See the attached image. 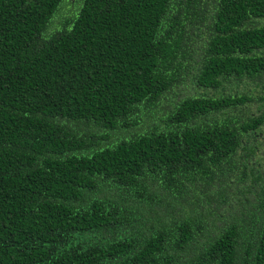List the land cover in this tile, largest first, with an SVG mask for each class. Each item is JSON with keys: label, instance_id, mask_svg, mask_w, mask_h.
Returning a JSON list of instances; mask_svg holds the SVG:
<instances>
[{"label": "trees", "instance_id": "obj_1", "mask_svg": "<svg viewBox=\"0 0 264 264\" xmlns=\"http://www.w3.org/2000/svg\"><path fill=\"white\" fill-rule=\"evenodd\" d=\"M0 0V264H264V0Z\"/></svg>", "mask_w": 264, "mask_h": 264}, {"label": "rangeland", "instance_id": "obj_2", "mask_svg": "<svg viewBox=\"0 0 264 264\" xmlns=\"http://www.w3.org/2000/svg\"><path fill=\"white\" fill-rule=\"evenodd\" d=\"M75 1L76 0H62L60 4L59 14L65 15L66 13L73 12L76 8V5L73 4Z\"/></svg>", "mask_w": 264, "mask_h": 264}]
</instances>
